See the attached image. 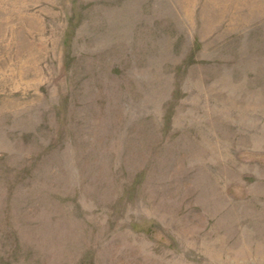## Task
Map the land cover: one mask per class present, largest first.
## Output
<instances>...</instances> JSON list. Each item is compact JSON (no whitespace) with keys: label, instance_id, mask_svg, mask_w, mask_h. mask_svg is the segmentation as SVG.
<instances>
[{"label":"rangeland","instance_id":"obj_1","mask_svg":"<svg viewBox=\"0 0 264 264\" xmlns=\"http://www.w3.org/2000/svg\"><path fill=\"white\" fill-rule=\"evenodd\" d=\"M0 264H264V0H0Z\"/></svg>","mask_w":264,"mask_h":264}]
</instances>
